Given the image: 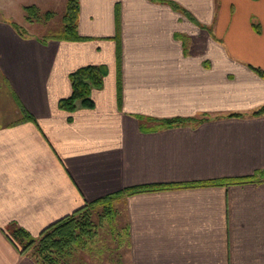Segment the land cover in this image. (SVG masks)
<instances>
[{
	"label": "crops",
	"instance_id": "obj_1",
	"mask_svg": "<svg viewBox=\"0 0 264 264\" xmlns=\"http://www.w3.org/2000/svg\"><path fill=\"white\" fill-rule=\"evenodd\" d=\"M77 2L72 40L0 7V264H36L12 227L135 188L128 264H264V0ZM101 65L94 107L60 109Z\"/></svg>",
	"mask_w": 264,
	"mask_h": 264
},
{
	"label": "trees",
	"instance_id": "obj_2",
	"mask_svg": "<svg viewBox=\"0 0 264 264\" xmlns=\"http://www.w3.org/2000/svg\"><path fill=\"white\" fill-rule=\"evenodd\" d=\"M78 13L77 0H68L66 10L63 14L62 29L56 33H49L44 40H72L77 39L76 19ZM51 16V14H50ZM27 20H31L27 17ZM19 31V27L14 25ZM257 28V26H256ZM261 77L264 78V70L254 69ZM107 74V67L101 66H84L74 72L70 77L71 94L58 102V107L68 112H74L77 104L82 108H93L94 103L91 99L93 90H99L103 86L104 77ZM258 114H264L262 107ZM239 116V115H231ZM30 119V117H28ZM195 119L173 118L161 121L163 127H174L192 123ZM256 176L250 178L253 179ZM247 179H239L234 183H241ZM249 180V179H248ZM228 184V182L219 183ZM164 186L143 187L145 191L164 189ZM139 192V189H127L113 195H108L96 199L90 203L75 210L72 214L59 219L58 221L45 227L36 237H33L25 229L12 227L11 235L20 245L19 253L28 256L36 264H68L69 254L73 251V245L79 241L85 240L95 235V224L93 222V211L101 209L99 219H109L113 216L112 208L116 200ZM119 264V263H118Z\"/></svg>",
	"mask_w": 264,
	"mask_h": 264
},
{
	"label": "rangeland",
	"instance_id": "obj_3",
	"mask_svg": "<svg viewBox=\"0 0 264 264\" xmlns=\"http://www.w3.org/2000/svg\"><path fill=\"white\" fill-rule=\"evenodd\" d=\"M9 0L1 8L12 14L17 21H24L31 28L29 32L37 35L55 33L63 26L62 17L68 0ZM51 14V16H50ZM29 17L31 20H27ZM25 18V20H24ZM78 106V104H77ZM113 216L99 219L101 209L93 211L95 235L73 245L68 264H128L125 207L116 200L112 208Z\"/></svg>",
	"mask_w": 264,
	"mask_h": 264
}]
</instances>
